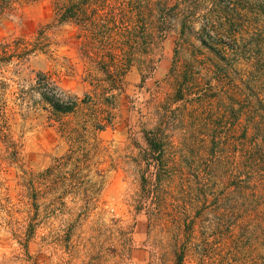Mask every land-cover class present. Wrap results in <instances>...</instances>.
<instances>
[{
  "label": "trees",
  "instance_id": "trees-1",
  "mask_svg": "<svg viewBox=\"0 0 264 264\" xmlns=\"http://www.w3.org/2000/svg\"><path fill=\"white\" fill-rule=\"evenodd\" d=\"M38 1L0 0V20ZM51 5L55 22L74 28L90 89L83 97L72 94L45 72L26 86L0 78V178L5 164L18 166V196L28 206L25 247L41 225L49 227L54 244L72 246L78 222L69 218L99 208L101 166L108 163L133 179L131 205L153 228H168L179 244L186 236L180 261L198 240L196 227L210 217L220 233L233 238L240 232L233 239L240 247L264 249V54H254V47L264 45V29L249 35L259 37L256 44L238 37L249 0H51ZM204 17L207 27L197 30ZM51 27H42L32 41L0 40V73L35 54L53 57L60 44ZM171 31L177 34L173 65L139 110L144 143L132 137L124 149L103 146L99 135L115 125L127 75L137 68L144 85ZM243 61H253L255 71L242 70ZM23 108L47 113L69 143L68 152L41 171L19 166L22 144L10 121L23 116L17 112ZM55 222L60 225L54 229ZM200 242L203 257H210V242ZM258 259L264 261L263 255Z\"/></svg>",
  "mask_w": 264,
  "mask_h": 264
},
{
  "label": "rangeland",
  "instance_id": "rangeland-1",
  "mask_svg": "<svg viewBox=\"0 0 264 264\" xmlns=\"http://www.w3.org/2000/svg\"><path fill=\"white\" fill-rule=\"evenodd\" d=\"M249 2V10L244 12L247 22L238 37L256 44L259 37L249 35H259V31L264 29V4L262 0ZM54 18L51 0H41L19 5L13 13L0 20V40L24 37L32 41L42 27L51 25V37L60 44L53 57L35 54L18 66H10L0 73V78H6L17 87L19 84H32L39 72L50 73L62 89L83 97L90 86L85 82V67L74 43V28L57 24ZM198 22L197 30L206 28L208 18ZM176 41L177 34L169 32L157 56L155 71L147 76L144 85L137 68L127 75L118 99L115 125L99 135L103 146L124 149L132 137L144 143L139 110L151 92L157 90L158 83L167 77L173 65ZM254 51V54L263 55L264 45L254 47ZM253 66V61L249 64L243 61L239 67L252 72L255 71ZM17 112L23 116L18 113L10 124L15 138L22 144L19 166L41 171L50 167L55 158L68 152L69 143L60 132L59 125L49 120L47 113L40 109L27 113L26 108L17 109ZM99 159L102 162L107 160L104 155ZM101 168L105 171L100 178L103 187L99 208L89 216L69 218L70 222H78L72 246L54 244L48 238L49 227L41 225L26 248L23 232L27 226L28 206H24L18 196L19 169L17 165L5 164L0 178V264H264L258 259V255L264 257V249L255 251L256 246L240 247L241 243L233 241L239 239L240 232L235 231L233 238L230 233H220L213 217L196 227L194 237L198 240H193L183 261H180L186 236L182 235L179 244L177 235L168 228H153L146 214L138 213L131 205V196L137 187L132 184L133 179L126 177L122 170L111 168L108 163ZM93 176L97 180L94 173ZM72 200L66 199L69 207L74 205ZM59 225L55 222L52 228ZM204 239L211 244V256L207 258L203 257L200 242Z\"/></svg>",
  "mask_w": 264,
  "mask_h": 264
}]
</instances>
